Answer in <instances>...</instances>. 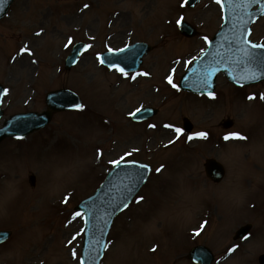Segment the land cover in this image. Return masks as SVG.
Here are the masks:
<instances>
[{"label": "rangeland", "instance_id": "1", "mask_svg": "<svg viewBox=\"0 0 264 264\" xmlns=\"http://www.w3.org/2000/svg\"><path fill=\"white\" fill-rule=\"evenodd\" d=\"M221 16L216 0L189 8L186 0L13 1L0 19L6 90L0 125L11 114L41 111L45 92L57 88L77 92L83 107L1 142L0 229L11 235L0 244V264H79L83 220L73 208L121 157L146 161L153 170L113 221L101 264H194L187 253L196 244L211 249L212 264H258L264 253V81L236 87L219 74L212 95L182 92L176 84ZM179 19L197 34L182 36ZM250 38L264 42V16ZM77 40L87 47L65 70L64 57ZM139 40L152 48L138 73L100 64L101 51ZM145 105L157 114L133 122L130 113ZM184 116L191 133L175 134ZM226 118L232 121L227 129ZM237 132L247 139H225ZM207 157L225 167L218 184L204 175ZM246 222L249 234L233 241Z\"/></svg>", "mask_w": 264, "mask_h": 264}, {"label": "water", "instance_id": "2", "mask_svg": "<svg viewBox=\"0 0 264 264\" xmlns=\"http://www.w3.org/2000/svg\"><path fill=\"white\" fill-rule=\"evenodd\" d=\"M12 0H7L4 11L6 12ZM196 0H190L193 4ZM225 19L223 25L210 41L205 52L186 70L181 77L179 86L193 92H208L214 89V79L218 71H222L229 80L236 84H248L264 78V47L261 44L251 43L246 40L249 23L259 14L264 12V0H223ZM256 3L258 9L251 10ZM181 31L186 35L195 33L192 27L185 22ZM82 44H76L71 54L66 58V66L75 61ZM123 51L103 53V61L107 65H116L124 70H133L141 63V57L149 50L144 42H136L126 46ZM256 78L253 79L252 77ZM1 90V86H0ZM1 99V94H0ZM48 109L42 113L28 112L10 117L0 128V141L10 135H27L31 131L41 128L48 123L52 111L76 108L81 101L78 96L68 90H56L46 95ZM156 110L143 108L132 117L143 119L151 116ZM0 110V116H1ZM208 175L219 180L222 177V167L213 160L206 161ZM148 168L136 162H123L116 165L106 176L104 181L93 195L80 202L77 206L85 213L83 233V246L81 251V264H99L105 243L106 233L115 214L129 201L145 179ZM119 174H124L121 179ZM243 228V231H246ZM0 236H9L8 231H0ZM4 238L3 240H5ZM2 240V241H3ZM197 262L208 264L211 260L207 248L196 247L189 255ZM264 264V256L261 257Z\"/></svg>", "mask_w": 264, "mask_h": 264}, {"label": "snow or ice", "instance_id": "3", "mask_svg": "<svg viewBox=\"0 0 264 264\" xmlns=\"http://www.w3.org/2000/svg\"><path fill=\"white\" fill-rule=\"evenodd\" d=\"M218 2H223V0H218ZM247 2H248V3H251V2H253V0H247ZM6 3H7V0H0V12L4 11V5H6ZM85 7H88V5H85ZM205 39H207V37H205ZM248 43L251 44V41H248ZM260 47H264V45H260ZM117 51H123V50H122V49H119V50H117ZM103 62H104V61L101 60V63H103ZM259 62H260V63H264V59L260 60ZM111 66H113V67H117V69H118L121 73H124L125 75H127V73L124 72V69H123V68H119L118 66H115V65H111ZM252 78L255 79L256 77L253 76ZM169 82L171 83V78H169ZM5 91H6V90H5ZM250 98H252V97H250ZM261 98H264V96H262ZM75 107H77V108H82L83 106H82V105H76ZM137 111H139V109H137ZM175 131H176L177 133H180V132L182 131V129L176 128ZM197 135L200 136V137H206V136H207V133H205V132H201V133H198ZM230 137H234V138H244V137H242L241 134L238 133V132H237V133H230V134L226 135V136H225V139H229ZM123 160H124V158L121 157L120 160H114V161H112L111 163H113V164H120V163L123 162ZM145 167H147V166H145ZM156 171H160V169H156ZM140 199H143V197H140ZM125 207H127V205H125ZM76 215H80V213H77ZM4 238H6V237H5V236H0V242H2V240H3ZM73 255H76V253L74 252Z\"/></svg>", "mask_w": 264, "mask_h": 264}, {"label": "bare ground", "instance_id": "4", "mask_svg": "<svg viewBox=\"0 0 264 264\" xmlns=\"http://www.w3.org/2000/svg\"><path fill=\"white\" fill-rule=\"evenodd\" d=\"M19 53L21 54V52L19 51ZM19 53H16L15 55H14V58L13 59H15V58H17L20 54ZM24 54H22L23 56L22 57H27L28 56V51H26V52H23ZM27 65L29 66V68H30V63L27 61ZM119 177L121 178V179H124L125 178V175L124 174H119Z\"/></svg>", "mask_w": 264, "mask_h": 264}]
</instances>
